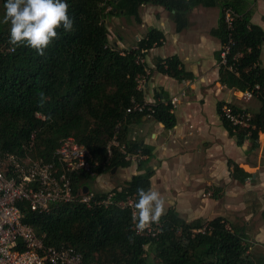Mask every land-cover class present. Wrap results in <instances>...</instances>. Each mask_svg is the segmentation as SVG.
I'll return each mask as SVG.
<instances>
[{
	"label": "trees",
	"instance_id": "trees-1",
	"mask_svg": "<svg viewBox=\"0 0 264 264\" xmlns=\"http://www.w3.org/2000/svg\"><path fill=\"white\" fill-rule=\"evenodd\" d=\"M4 2L1 0L3 13ZM66 2L68 15L74 21L73 30L65 32L58 28V39L45 49L43 56L26 46L13 51L8 43L10 24L0 26V149L51 161L62 141L74 137L101 163L92 175L76 179L77 193L86 187L92 190L98 176L130 166L131 160L122 153V146L131 156L146 157L139 162V169L144 172L112 190L113 203L107 207L88 208L73 203L54 206L43 214L24 209L25 223L39 236H45L46 245L69 246L83 256L86 264H264V256L251 252L253 246L246 233L229 227L223 217L187 222L169 209L158 223H152L159 233L140 234L132 221L131 209L116 205L129 198L136 201L137 188L151 189L154 175L148 167L153 149L129 138L130 124L147 117L171 130L177 120L170 101L152 104L154 113L150 117L148 112H128L135 103H145L139 80L147 73L141 60L153 48L163 46V32L150 29L136 48L120 50L110 41L107 18L123 14L141 21L140 7L161 6L172 14L177 31H181L188 25L187 14L197 5H215L219 0ZM238 3L221 5L218 27L212 32L222 42L217 54L219 82L238 92H253V99L261 106L257 113L250 114L231 104L219 103L218 113L237 144L243 146L248 141L249 150L255 151L260 147V134L264 133V30L252 24L250 15L240 10ZM227 10L234 13L231 27L226 22ZM228 46L227 63L222 64L221 52ZM156 70L179 81L192 78L176 56L158 60ZM40 93L45 97L42 105ZM225 106L250 114L249 128L228 122L222 116ZM114 139L120 146L111 147L109 158L107 148ZM249 176L238 165L233 166L234 179ZM108 194L96 192V199H104Z\"/></svg>",
	"mask_w": 264,
	"mask_h": 264
},
{
	"label": "crops",
	"instance_id": "crops-1",
	"mask_svg": "<svg viewBox=\"0 0 264 264\" xmlns=\"http://www.w3.org/2000/svg\"><path fill=\"white\" fill-rule=\"evenodd\" d=\"M237 1V7L250 15L252 24L264 30V0H219L215 5L203 2L187 14L188 25L181 31H177L172 14L161 6L140 7L141 21L123 14L107 18L120 29L114 43L120 50L136 48L150 29L165 35L163 46L153 48L143 59L147 75L141 78L143 85L139 88L146 103L168 102L184 93L175 110L177 124L173 129L165 130L162 124L147 117L129 126L130 139L153 149L148 167L154 170L151 189L158 191L164 200L162 215L174 209L187 222L209 221L229 217L236 209L254 205L255 200L264 211V133L260 134V147L250 151L248 141L239 146L229 135L218 113L219 103L231 104L250 114L257 113L261 106L258 100L245 101L242 92L219 82L217 54L222 42L212 32L218 27L221 5ZM127 20L132 25L129 28L137 31L135 43H127L125 47L127 31L123 29L128 28ZM174 56L182 62L186 73L192 75L191 79L179 81L156 70L158 60ZM261 61L264 67V44ZM139 162L138 158L132 160L130 166L120 168L113 178H108V173L98 176L94 189L111 192L122 186L144 172L140 171ZM235 164L250 176L234 179ZM236 204L241 205L236 208Z\"/></svg>",
	"mask_w": 264,
	"mask_h": 264
},
{
	"label": "built area",
	"instance_id": "built-area-1",
	"mask_svg": "<svg viewBox=\"0 0 264 264\" xmlns=\"http://www.w3.org/2000/svg\"><path fill=\"white\" fill-rule=\"evenodd\" d=\"M233 19V11L227 10L226 22L230 27ZM229 51V46L222 50V64L227 63ZM140 80L139 84L143 85ZM256 89H259V86ZM181 96H184V93ZM181 96L170 100L173 111L178 108ZM242 98L251 101L253 92L243 93ZM152 106L146 102L135 103L128 112H148L150 117L154 113ZM222 116L233 126L241 128H249L252 118L248 113L235 112L227 106L223 107ZM112 146L120 144L114 139L108 146L109 158L112 157ZM121 150L127 160L144 158L127 154L125 146H122ZM100 165L101 163L93 158L89 148L74 137L62 141L51 161L0 149V264H86L83 256L69 246L46 245L43 241L45 236H39L25 223L23 210L43 214L48 213L54 206L73 203H80L88 208L111 205L113 192H108L104 199H96V192L90 189L86 194L83 190L76 192V179L82 175H92ZM133 202L134 199L129 198L126 202L116 205L129 207L133 211ZM159 231V228L151 224L143 231L137 232L156 235Z\"/></svg>",
	"mask_w": 264,
	"mask_h": 264
},
{
	"label": "clouds",
	"instance_id": "clouds-1",
	"mask_svg": "<svg viewBox=\"0 0 264 264\" xmlns=\"http://www.w3.org/2000/svg\"><path fill=\"white\" fill-rule=\"evenodd\" d=\"M3 23L10 24L8 43L15 47L26 46L41 56L45 49L58 39V28L73 30L74 21L68 15L66 0H5ZM40 93V103L44 102ZM138 199L132 203V221L137 231H143L151 223L159 222L164 212V200L158 191L138 187Z\"/></svg>",
	"mask_w": 264,
	"mask_h": 264
},
{
	"label": "rangeland",
	"instance_id": "rangeland-1",
	"mask_svg": "<svg viewBox=\"0 0 264 264\" xmlns=\"http://www.w3.org/2000/svg\"><path fill=\"white\" fill-rule=\"evenodd\" d=\"M3 16H4V13L1 7V0H0V26L4 24ZM106 25L110 32V36H111L110 41L112 44H114L116 42V37L118 36L120 29H118V27L115 24V21L113 20L109 21L107 19ZM127 26L128 28L124 27L123 29L124 31H127L125 35L126 37L125 44H124L125 47H127V43H135V33H136L135 31H137V30L134 31V29L129 28L132 26L129 20H127ZM139 32L143 33V31H139ZM118 170H116L114 174L108 173L107 177L113 178L117 174ZM94 182L91 185V189L93 191L101 192V193H108L105 191H97L96 189H94ZM98 183L100 184L99 179L97 181V184ZM98 188H100V185H98ZM247 202H250V201H247ZM253 203L254 205L247 206L246 208L242 207L244 209H236V211H234L232 215H229V217L225 215L226 218L225 217L223 218L226 219L229 227L233 226L239 230H242L244 233H246L248 237V241L253 246V249L251 252L254 254V256L258 257V256H264L263 255L264 254V211H262V207L257 204L256 200ZM240 205L241 204H236V208H238ZM261 261L262 263H264V259Z\"/></svg>",
	"mask_w": 264,
	"mask_h": 264
},
{
	"label": "water",
	"instance_id": "water-1",
	"mask_svg": "<svg viewBox=\"0 0 264 264\" xmlns=\"http://www.w3.org/2000/svg\"><path fill=\"white\" fill-rule=\"evenodd\" d=\"M116 170H117V169H114V170L112 171V174H114V173L116 172ZM89 189H90V188L86 187V188L83 190V193H84V194L88 193Z\"/></svg>",
	"mask_w": 264,
	"mask_h": 264
}]
</instances>
